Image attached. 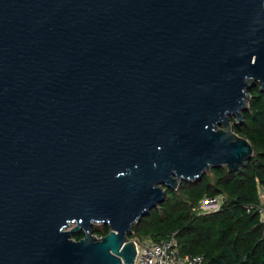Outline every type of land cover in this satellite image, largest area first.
I'll list each match as a JSON object with an SVG mask.
<instances>
[{"label": "water", "instance_id": "95a60500", "mask_svg": "<svg viewBox=\"0 0 264 264\" xmlns=\"http://www.w3.org/2000/svg\"><path fill=\"white\" fill-rule=\"evenodd\" d=\"M255 85L264 0H0V264H133L167 190L251 159Z\"/></svg>", "mask_w": 264, "mask_h": 264}, {"label": "trees", "instance_id": "16d2710c", "mask_svg": "<svg viewBox=\"0 0 264 264\" xmlns=\"http://www.w3.org/2000/svg\"><path fill=\"white\" fill-rule=\"evenodd\" d=\"M248 109L232 131L247 140L253 155L244 166L229 173L225 167L211 168L196 182H181L167 190L164 201L139 224L129 239L158 243L174 236L179 252L200 257L202 264H264V230L257 206L264 188V92L255 85L249 92ZM204 196H223L218 212H194ZM100 238L109 233L107 225L93 227ZM84 234L74 235L80 240Z\"/></svg>", "mask_w": 264, "mask_h": 264}, {"label": "built area", "instance_id": "2783aa9c", "mask_svg": "<svg viewBox=\"0 0 264 264\" xmlns=\"http://www.w3.org/2000/svg\"><path fill=\"white\" fill-rule=\"evenodd\" d=\"M259 195L264 197V188L261 187ZM224 201L223 196H204L195 207L197 215H208L220 210ZM262 203V201H261ZM261 203L257 206L264 230V207ZM136 255L133 264H202L200 257L181 254L174 236H168L164 240L154 243L150 240H135Z\"/></svg>", "mask_w": 264, "mask_h": 264}, {"label": "rangeland", "instance_id": "374dc122", "mask_svg": "<svg viewBox=\"0 0 264 264\" xmlns=\"http://www.w3.org/2000/svg\"><path fill=\"white\" fill-rule=\"evenodd\" d=\"M261 201H262L261 206L264 207V197H261ZM99 226H100V224H93L92 228H93V227H99ZM93 235H94V234H93ZM97 238H98V237H97Z\"/></svg>", "mask_w": 264, "mask_h": 264}, {"label": "bare ground", "instance_id": "6f19581e", "mask_svg": "<svg viewBox=\"0 0 264 264\" xmlns=\"http://www.w3.org/2000/svg\"><path fill=\"white\" fill-rule=\"evenodd\" d=\"M71 226H73V225H71Z\"/></svg>", "mask_w": 264, "mask_h": 264}]
</instances>
